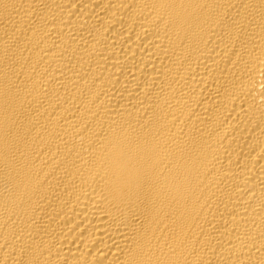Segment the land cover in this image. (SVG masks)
<instances>
[{
	"label": "bare ground",
	"instance_id": "1",
	"mask_svg": "<svg viewBox=\"0 0 264 264\" xmlns=\"http://www.w3.org/2000/svg\"><path fill=\"white\" fill-rule=\"evenodd\" d=\"M0 264H264V0H0Z\"/></svg>",
	"mask_w": 264,
	"mask_h": 264
}]
</instances>
